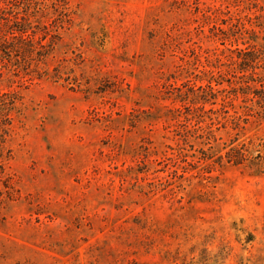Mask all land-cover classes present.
<instances>
[{"label": "rangeland", "instance_id": "rangeland-1", "mask_svg": "<svg viewBox=\"0 0 264 264\" xmlns=\"http://www.w3.org/2000/svg\"><path fill=\"white\" fill-rule=\"evenodd\" d=\"M262 82L264 0H0V264H264Z\"/></svg>", "mask_w": 264, "mask_h": 264}, {"label": "trees", "instance_id": "trees-1", "mask_svg": "<svg viewBox=\"0 0 264 264\" xmlns=\"http://www.w3.org/2000/svg\"><path fill=\"white\" fill-rule=\"evenodd\" d=\"M248 56H251L250 54H248ZM248 61H252V59H250V60H248ZM263 81V80H262ZM262 83H264V82H262ZM255 94H257V93H255ZM258 95V94H257Z\"/></svg>", "mask_w": 264, "mask_h": 264}]
</instances>
